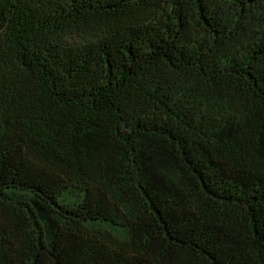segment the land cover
Segmentation results:
<instances>
[{
  "label": "trees",
  "instance_id": "16d2710c",
  "mask_svg": "<svg viewBox=\"0 0 264 264\" xmlns=\"http://www.w3.org/2000/svg\"><path fill=\"white\" fill-rule=\"evenodd\" d=\"M0 264H264V0H0Z\"/></svg>",
  "mask_w": 264,
  "mask_h": 264
}]
</instances>
